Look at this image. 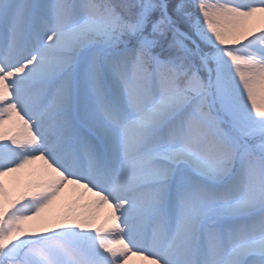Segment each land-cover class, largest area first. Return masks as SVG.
Returning <instances> with one entry per match:
<instances>
[{
	"label": "snow or ice",
	"instance_id": "obj_1",
	"mask_svg": "<svg viewBox=\"0 0 264 264\" xmlns=\"http://www.w3.org/2000/svg\"><path fill=\"white\" fill-rule=\"evenodd\" d=\"M130 256L264 264V0H0V264Z\"/></svg>",
	"mask_w": 264,
	"mask_h": 264
},
{
	"label": "rangeland",
	"instance_id": "obj_2",
	"mask_svg": "<svg viewBox=\"0 0 264 264\" xmlns=\"http://www.w3.org/2000/svg\"><path fill=\"white\" fill-rule=\"evenodd\" d=\"M39 164H40V162H36V164L33 165V166L34 167H39ZM29 177L30 176H28L26 173H21L19 178H20L21 181H25L26 182L27 180H29ZM57 207H58V205L56 207H54L53 209H50L49 211L50 212H54V211L57 210ZM129 264H140V258L130 256L129 257Z\"/></svg>",
	"mask_w": 264,
	"mask_h": 264
},
{
	"label": "bare ground",
	"instance_id": "obj_3",
	"mask_svg": "<svg viewBox=\"0 0 264 264\" xmlns=\"http://www.w3.org/2000/svg\"><path fill=\"white\" fill-rule=\"evenodd\" d=\"M34 167V166H32ZM35 168V167H34ZM29 179H32V177H29ZM28 181V180H27ZM72 196V193L70 192H66L63 196H62V199L61 201L58 202V205L61 204V203H66L68 199H70ZM140 264H141V260H140Z\"/></svg>",
	"mask_w": 264,
	"mask_h": 264
}]
</instances>
